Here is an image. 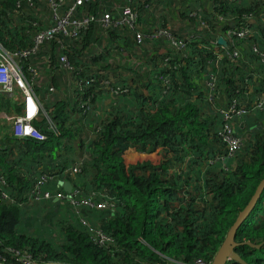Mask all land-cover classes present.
I'll use <instances>...</instances> for the list:
<instances>
[{"label": "trees", "instance_id": "obj_1", "mask_svg": "<svg viewBox=\"0 0 264 264\" xmlns=\"http://www.w3.org/2000/svg\"><path fill=\"white\" fill-rule=\"evenodd\" d=\"M56 1L61 14L75 2ZM125 6L138 14L134 28L115 23ZM102 13L113 24L103 26ZM85 16L94 20L76 35L56 33L31 51L36 35L54 25L50 1L0 0V43L15 53L53 124L38 117L34 126L45 139H20L0 121V193L7 195L0 256L14 262L12 249L37 262H211L264 177V62L253 50L264 52V0H88L73 13ZM243 27L244 36L232 31ZM161 29L182 44L156 35ZM135 32L143 36L138 44ZM118 68L127 76L105 83L106 70ZM62 70L73 78L72 102L44 97ZM233 104L244 112L225 121ZM3 111L19 112L17 101L0 97ZM227 122L240 138L232 155L221 135ZM79 125L89 136L77 134ZM42 176L43 191L71 182L76 204L29 200ZM88 198L110 206L83 205ZM92 229L109 243L99 244ZM235 241L247 264H264V189Z\"/></svg>", "mask_w": 264, "mask_h": 264}, {"label": "built area", "instance_id": "obj_2", "mask_svg": "<svg viewBox=\"0 0 264 264\" xmlns=\"http://www.w3.org/2000/svg\"><path fill=\"white\" fill-rule=\"evenodd\" d=\"M51 3V9L53 11V20L54 25L37 34L35 37V47L31 50L34 51L36 47L41 44L44 39L52 38L56 33L67 34L70 33L72 36L76 35L78 31L84 28L89 22L94 20L93 16H85L81 19L73 17V13L77 7L81 6L85 1L88 0H75L73 5L67 10L65 13L61 14L59 12L60 3L56 0H48ZM137 12L134 11L129 6H125L122 11L120 18L115 23H121L130 28H134L137 22ZM98 21L101 22L103 26H109L113 24V20L108 13H102ZM114 23V24H115ZM233 33H237L240 36H244L249 33V30L244 28L239 29L237 32L232 30ZM228 31V33L232 32ZM156 35H167L171 38L172 44H182L181 41L175 40L171 37L167 30L161 29L156 32ZM142 34L140 32H135L136 43H140L142 41ZM253 50L259 53L261 60L264 62V52H260L253 46ZM30 51H24L20 56L27 55ZM232 55L236 57L238 54L233 52ZM60 63L67 69L71 68L67 58L62 56L60 58ZM33 72V77L38 76V72L36 69H31ZM88 84L89 81L86 80L84 82ZM81 81H78V85H81ZM35 87L33 82H29L28 78L23 72V67L18 62L15 53L6 50L3 45L0 43V97L4 99L17 101L19 105V112H13L11 114L2 112L1 115L5 118V120L9 123V130L12 135L17 138L25 139V138H36L39 140L45 139V135L39 131L34 126V121L38 118H44L45 121H49V127L53 126L51 123L50 115H47L45 110L43 109V102L38 98L35 92ZM52 90L50 87L49 92ZM119 88L114 90V93H118ZM51 93V92H50ZM263 105V101H259L257 103L258 107ZM244 112L243 109H236L235 104L231 105L229 110L224 114L225 121H230L231 114H240ZM41 114V115H40ZM221 135L224 137L227 142L228 154L232 155V153L239 147L240 138L233 134L232 123L227 122L221 131ZM81 162H76L72 167L70 173L74 175L79 171ZM47 181L46 176H42L40 180L35 184L33 189L28 193L29 200L40 201L42 199L53 198L56 200L66 199L71 204L75 205L76 201L73 199V192L71 194H67L63 189L59 191L52 192L51 190L43 191L41 190V185ZM1 182V181H0ZM58 185V183H57ZM61 187L60 185H58ZM62 188V187H61ZM7 198V195L4 192L0 193V201ZM83 205L87 206H95L97 208H105L110 206V204L103 200L99 202H95L91 198L83 199L81 201ZM97 239V242L101 245H106L109 243L110 239L108 236L101 233V231L97 229H92ZM10 258L18 264H35L37 261L30 253H23L17 250H9ZM1 261H5V257L0 256ZM155 264H161L159 262ZM194 264H210L204 263L202 261H196Z\"/></svg>", "mask_w": 264, "mask_h": 264}, {"label": "water", "instance_id": "obj_3", "mask_svg": "<svg viewBox=\"0 0 264 264\" xmlns=\"http://www.w3.org/2000/svg\"><path fill=\"white\" fill-rule=\"evenodd\" d=\"M218 41L222 44H226V41L220 37ZM226 161V158L224 159ZM58 185L62 187V189L67 193L71 194L73 192V186L71 182L67 180H58ZM264 189V177L259 181L258 185L255 188L254 193L250 197L249 201L246 205L239 211L235 221L232 223L230 228L228 229L222 243L218 247L216 253L214 254L210 264H227L229 261H234L239 264H247V262L240 257V255L235 251V247L239 244L235 241V234L239 226L242 222L248 217L252 209L254 208L258 198L262 190ZM57 201L56 199H54ZM248 245L252 247H258L259 244H253L251 242H247ZM0 264H18L15 262H6L1 261ZM35 264H68L63 262H55V261H46V262H37Z\"/></svg>", "mask_w": 264, "mask_h": 264}, {"label": "rangeland", "instance_id": "obj_4", "mask_svg": "<svg viewBox=\"0 0 264 264\" xmlns=\"http://www.w3.org/2000/svg\"><path fill=\"white\" fill-rule=\"evenodd\" d=\"M116 53V52H115ZM113 57L115 59H117V54L113 55ZM51 73V72H50ZM105 74L107 75V78L104 80L105 83L108 82V84H113L114 82L117 81V78H120V77H123V76H127L128 72L126 70H123L121 68H118V69H109V70H106ZM49 79L50 80V76L49 74L46 75V80ZM55 80H56V84L58 85V87H56L55 85V88L53 91H50L51 94L55 91V93L52 95V99L54 100L55 98L57 99H69L70 102L71 101V97H72V92L74 90V85H73V78L72 76L70 75V73H68L67 71H64L62 70L61 72H58L55 76ZM48 83H50V81H47ZM51 85H53V83H50ZM49 84V85H50ZM60 90H63L64 92H61ZM48 95V94H47ZM104 104H106L108 102V98L106 100L103 101ZM13 112V111H12ZM1 114V113H0ZM69 121H72V120H69ZM7 121H2V124L6 123ZM6 125V124H5ZM4 125V126H5ZM77 124H74L73 126H71L70 128L75 130ZM75 126V127H74ZM79 129L77 131V134L79 133V136L80 137H84V135H87L89 136L87 133V128H85L83 130V127L82 130L80 129V125L78 126ZM8 128V127H7ZM6 128V129H7ZM85 136V138L87 137ZM77 137H76V140H75V143H73V153H74V147H76V142H77ZM70 150H67L68 153ZM70 155V154H69ZM80 158L81 155L77 154L75 155V158Z\"/></svg>", "mask_w": 264, "mask_h": 264}, {"label": "crops", "instance_id": "obj_5", "mask_svg": "<svg viewBox=\"0 0 264 264\" xmlns=\"http://www.w3.org/2000/svg\"><path fill=\"white\" fill-rule=\"evenodd\" d=\"M50 87L52 88V90L51 91H53L54 90V88H55V86H54V84L53 85H49L48 86V88H49V90H50ZM56 87H58V85L56 84ZM56 89V88H55ZM61 92H64L63 90H60ZM35 92H36V95L38 96V98L43 102L44 101V98L43 97H41L40 96V94H39V92L37 91V90H35ZM48 93H49V91H48ZM55 93V91L51 94V93H49V95H47L46 93H45V95H44V97L45 98H51V100H52V95ZM67 99V98H66ZM60 100H62V99H60ZM4 112V111H3ZM0 121L2 122V121H6L5 120V118L0 114ZM6 124V125H5ZM5 125V126H4ZM3 127H5L4 128V130L8 127L9 128V123L8 122H6V123H4L3 124Z\"/></svg>", "mask_w": 264, "mask_h": 264}]
</instances>
